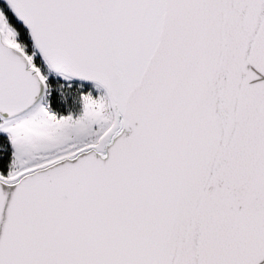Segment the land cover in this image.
<instances>
[{"label":"snow or ice","instance_id":"6c2138e0","mask_svg":"<svg viewBox=\"0 0 264 264\" xmlns=\"http://www.w3.org/2000/svg\"><path fill=\"white\" fill-rule=\"evenodd\" d=\"M0 264H264V0H0Z\"/></svg>","mask_w":264,"mask_h":264}]
</instances>
